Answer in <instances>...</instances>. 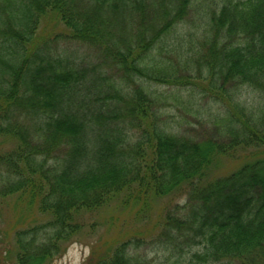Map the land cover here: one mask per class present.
Listing matches in <instances>:
<instances>
[{"label":"trees","instance_id":"1","mask_svg":"<svg viewBox=\"0 0 264 264\" xmlns=\"http://www.w3.org/2000/svg\"><path fill=\"white\" fill-rule=\"evenodd\" d=\"M10 198L47 220L0 264L52 263L107 210L145 229L85 264H264V0H0Z\"/></svg>","mask_w":264,"mask_h":264},{"label":"rangeland","instance_id":"2","mask_svg":"<svg viewBox=\"0 0 264 264\" xmlns=\"http://www.w3.org/2000/svg\"><path fill=\"white\" fill-rule=\"evenodd\" d=\"M158 92L167 96L168 102L171 106L168 108V113L172 120L178 122L186 121L189 123L188 127L193 126L195 129L200 130V127L194 125V120L187 116L189 114L188 110L183 106L174 105L173 99L176 96H181V100H186L190 95L187 90H173L166 87H161ZM173 93V97L171 95ZM200 99V96H197ZM245 98V99H244ZM244 101H252V96H245ZM200 132V131H199ZM167 200L161 201V203H166ZM178 202V201H177ZM162 204V205H163ZM28 209L22 208L20 204L17 203L15 198L7 199L0 206V250L8 248V245L12 246V235L15 231H18L26 226L35 223H44L47 220V216L38 214L37 212L27 211ZM118 212V211H117ZM156 214V213H155ZM131 216L124 217L113 211H102L97 214H88L84 218L86 226L94 223L93 228L85 227L82 234L68 246L66 252L59 259L54 260L50 264H85L91 257V252L93 247L100 248V250H105L109 242H112L117 238L119 232L133 233L136 230L145 229V223L143 221H132ZM112 220H116L115 222ZM153 222H156L154 219ZM5 257V253L0 255V261ZM13 260V257L10 258ZM5 264V263H4Z\"/></svg>","mask_w":264,"mask_h":264}]
</instances>
